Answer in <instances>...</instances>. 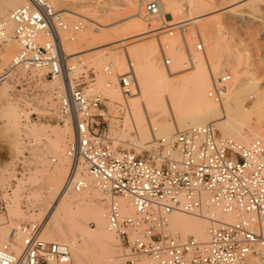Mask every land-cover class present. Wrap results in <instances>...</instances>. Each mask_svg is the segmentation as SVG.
Returning <instances> with one entry per match:
<instances>
[{
  "label": "built area",
  "instance_id": "built-area-1",
  "mask_svg": "<svg viewBox=\"0 0 264 264\" xmlns=\"http://www.w3.org/2000/svg\"><path fill=\"white\" fill-rule=\"evenodd\" d=\"M143 12L157 14L158 1L146 0ZM65 20L51 0H27L10 10L8 21L15 23L11 38L18 48L7 71L38 84L42 77L64 78V93L53 94L60 120L73 127L67 149L70 174L63 186L82 188L84 182L75 178L82 171L97 181L109 197L107 227L121 241L123 264H137L141 257L148 264H250L253 259L264 264V136L243 144L221 137L207 123L157 137L147 150L113 146L98 131L106 119L105 97L88 91V72L69 76L59 31L71 40L83 25ZM8 37L6 21L0 20V49ZM194 48L202 50V42ZM161 54L168 64L163 48ZM110 68L104 71L110 73ZM115 77L123 95L133 92L135 74L129 58L126 71ZM228 80V72H222L208 96L221 100ZM20 115L23 121L25 115ZM120 199L128 200L133 211H124ZM5 212L0 194V215ZM172 212L205 218L206 239L178 237L169 228ZM230 214L234 219L223 218ZM37 229L36 224L13 227L9 240L0 245V264L68 262L69 247L41 239ZM16 230L23 236L18 248L13 244Z\"/></svg>",
  "mask_w": 264,
  "mask_h": 264
},
{
  "label": "bare ground",
  "instance_id": "bare-ground-1",
  "mask_svg": "<svg viewBox=\"0 0 264 264\" xmlns=\"http://www.w3.org/2000/svg\"><path fill=\"white\" fill-rule=\"evenodd\" d=\"M88 1L90 0H51V2L54 4L56 8H58V10L60 11L63 10L62 15L65 17L66 20H68L69 18L67 15L69 12H67V10L75 13L76 11H74L72 8L85 7L86 5H84V3ZM180 1L181 0H163L162 3H164V7L166 9L164 12L165 14H169L170 16L169 17L166 15L162 16L163 14H161V8H160L157 14H153L149 16L150 21L152 22L154 21V19H158L159 15H161L166 23L167 22L170 23L171 20H168V18L170 17L172 18L173 14L182 13L185 12L186 10H190L196 13L194 16H192L193 22H196L200 20L201 17L210 13L211 18L207 19L203 23H200L202 24L201 31L203 33H206L207 31L206 25L209 24V20L217 19V16L215 14V11L217 10L219 11L222 9V11L225 10L234 11L238 8V6L243 4L245 6L247 5L249 7L248 9L251 8L252 10L250 12L254 13L253 11L255 10L254 7H256V5L260 4L264 6V0H236V2H229L230 0H227V4L221 9L219 8L214 9L213 4L209 0H186V3ZM26 2L27 0H0V20L6 21V29L9 35L7 39V43L4 46V53L0 54V70H2L4 66L10 64V61L15 53V52L13 54L11 53L10 55L11 52L10 50H12V48H14V46L17 45L16 42L11 38L12 30L13 27L15 26V23L8 21L9 12L7 10L8 8H11L10 10H12L14 8L24 6ZM237 2H241V3L234 5ZM130 3H131L129 4V7H131L130 9L137 8L136 7L137 0H133ZM160 5L162 6V4ZM6 11L7 13H5ZM85 12L86 11H84V13ZM135 13L132 12L130 14H135ZM137 15H139V17L141 18L143 16L141 14H137ZM84 16H86V13ZM114 17H116V15ZM108 18L109 20H107ZM108 18L106 19L104 17V19L110 21V18H112L111 15ZM132 18L134 19V17H131L129 18V20H131ZM141 18H137L138 20L137 19L132 20V22H129L123 26L122 25L120 26L117 23L119 26L116 28L115 27L113 28L111 26L113 29L109 26H108L109 28L107 26H103L104 23L100 24L99 22L98 26H94L95 24L94 22H88V23L85 22V25H83L82 28H80L78 31L75 32L71 40L67 39L66 33L64 31H59L62 41V48L64 52L69 56L67 58L69 76L73 77L75 73L78 71L79 67H81V64L83 63L95 66L96 68H102V70H104L106 66L110 65L111 72L110 73L105 72L106 79L104 78V75L97 74L98 76L96 78L97 79L96 85L89 88L88 91L91 90L95 91L97 88L100 89L107 87L106 90L107 92L110 93V95L111 93H113V95L115 94V96L113 95L111 96L107 95V96L114 98L117 97L118 99L122 100V95L119 93L120 92L119 89L117 90L115 89V87H113L115 84L113 69L115 68L114 66H116V69L117 66L119 67L118 68L119 70L123 69V67L126 65L125 63L126 60L124 62L125 59L123 57L124 55H119L117 52H110L107 50V48H103V50H98L99 52L97 54L90 56L87 59L81 60V58L78 55L81 51L77 50L75 47L78 48L83 44H86L89 41L94 40L96 37H98V39L101 40L111 38L109 41L101 44L100 46L107 44H114L130 37L132 38L135 36L137 37L139 35H144L150 31H155L156 29L165 26V25L155 26L151 29H146V27L139 28L140 25L144 24ZM108 23H112V22H106L105 24ZM172 23L177 24L176 27L179 28L185 27L187 25V22L183 20L182 21L179 20V22L177 21L171 22L170 24ZM121 33L124 36L120 38H116L117 35L122 36ZM168 34H172V32H169ZM76 35H77V39L74 40ZM190 35L194 36L195 32H190ZM174 43H176L175 39L171 41V47L170 50H168L172 62L167 67H169V69L171 70L176 69L177 67L183 64L182 63L183 56H182V52H180L179 44L175 45ZM168 45H169L168 43H164V47H168ZM209 45H211V47H209V55H208L209 57L206 56V59H204V57L201 54H195L194 56H192L193 59L190 57L192 59L191 70L175 78H171L170 74H172V72L171 71L166 72L164 68L161 66V64L157 60H155L154 58L155 45L152 42L146 44L145 43L136 44L130 47L129 50H127L128 48L126 49L127 56L130 57V55H132V57L135 58L136 60V65L133 67V70L135 74V81L137 84V91L135 93L133 91L132 92V94L134 93L133 96L126 101L128 103V106L130 107L129 115H131V118L133 120L132 121L133 129L136 132L137 137L134 135L132 136L129 133L132 127L130 126L131 122L130 125L129 124L127 125V122L130 120V118L129 115L126 114L124 116L125 117L124 122H126L124 123V125L125 126L127 125L126 128L127 130L120 133H115L114 137L111 138V139H115L113 140L112 143L113 146H118L117 144L121 143L123 145H127V144L129 146L133 145V147H136L137 149L147 148L152 146V141L154 139L152 140L151 137L153 135L155 138L167 137L172 135L176 131L182 130L186 127L199 126L207 123H212L214 127L218 128L220 130L221 137L232 138L243 144H247L249 141H251L254 138L264 136L262 135V132L264 131V101L262 100V97L257 89L258 87L256 80H254L253 77L251 78L248 76L246 77L245 75H243V73L239 72L238 64H233V66L234 65L235 66L234 67L231 66L233 68L229 69L232 70V72L230 73V76L232 75V78L230 79V81L226 83L225 91L222 95L221 100L214 101L211 97L208 96V91L212 87L211 85L212 79L216 77L213 76L212 73L213 74L218 73L220 70H223L222 68L218 71V65L212 64L209 61V58L219 57L217 55L218 54L217 51H215L217 50L216 48L218 46V41L216 39H213L211 42L208 43V46ZM74 48L76 51L74 50L72 52H67L68 50H72ZM104 53H108V55H105ZM77 57L80 58V61L69 62L70 58L76 59ZM224 69L226 68L224 67ZM224 71H228V70L226 69ZM6 72L8 71H3L0 73V82H1L0 96L6 95L8 86L10 85V84L8 85V83L9 81L12 80V76L15 74L12 71L5 74ZM52 80L53 81L50 83L52 94H55L56 96L63 94L65 90L64 78L55 77ZM103 84L104 85L106 84V86L103 87ZM101 90L103 91V89ZM248 100H250L251 102L250 105H247ZM167 105L173 110L174 123L168 120L169 118L167 119L166 117ZM21 113H23L26 116L24 117L26 119L28 116V112H23V111L18 112L16 106L13 105L12 103L9 102L5 106H0V120L3 121L1 131L2 134H4L5 136V140L14 147V151H17V145L14 142V138L18 134V131H20V129H18L19 126L18 124L20 122ZM145 115L147 118H149L150 126L147 125V121L145 120L146 119ZM253 119H255L254 122L257 123L256 125L252 124ZM23 126H24L23 133L28 136H33L34 138L37 139L44 136L46 138H49L48 141L51 139L48 142V143L51 142V144L50 146L47 145L46 150L53 152L57 158L56 163L52 167L48 166L49 168H46L45 166L41 165L45 160L42 159L41 164L36 161L37 165L40 164L41 166L40 168H37L38 170H35L39 173L40 179L38 178L35 180L36 181L41 180L42 182L44 181V184H41L42 186H38V187H42L45 192L44 194L41 195V196L43 195L45 196L41 200L42 203L41 201L40 203L44 205L45 209L49 208L51 210V215H50L51 218L50 220L48 218V220L50 221V224L52 226L47 227L48 224H45L43 228L45 230H43V232L49 233L46 230H48V228L50 227L53 229V230L49 229L50 233L52 232L51 234L54 235L55 233L56 235V232L54 231L56 230L57 232L60 231L58 232V234L64 237L63 236L64 232L61 231L66 229L67 232L64 233L65 235L64 240L65 238L67 239L69 243L68 245H70L69 246L70 251L71 250L73 251L71 253L72 255H74V259L77 261L80 260L79 259L80 252H82L84 248H87L86 247L87 244L88 245L92 244L93 243L92 241L94 240V242L95 241L97 242L96 247L98 246L97 247L98 251L97 250H96L97 252L94 250L93 251L98 254L97 255L96 253L94 254L96 256H94L93 261L91 260L92 264H123V260H122L123 258L120 256L121 254L120 253L115 254L114 250H112V247H114L113 244H116L117 242H113L116 241L114 240V237L112 235L113 232L109 230L107 227V221L105 215H106L108 200L106 201V203L101 201V199L104 197L103 195L106 194L101 189V187L98 186L97 181L92 177L88 176L85 171H82L76 173L75 175V178L77 180H82L84 182V186L82 188H80L79 190H71V189L66 190L63 186L66 178L70 174L71 162L70 165H68V161L66 158L68 156V154H66L67 148L64 149V142L65 140H69L68 144H72L73 142V127L71 123L68 120H66L62 126L61 125L55 126L52 129L48 128L47 125L36 124L34 122H25ZM126 141H128V143H125ZM48 147H50V150L48 149ZM39 156L38 157L41 158L44 155L40 153ZM33 157L35 156L33 155ZM56 158H54V160ZM43 164L45 165V163ZM35 171L33 173H36ZM36 175L33 174V178H37ZM29 179L32 180L31 178ZM38 187L35 188V191L38 190ZM41 190L42 189H40V191ZM40 191H38L39 194ZM106 197L108 198L107 195ZM50 200H52V204H50L48 207L47 203ZM120 200L124 211L126 212L133 211V209L129 205L128 200H124V199H120ZM40 203H38L39 207H40ZM18 208L19 207L11 208L10 209L11 214L17 213L18 215L19 214L18 212H20ZM43 208L40 207L39 209L43 211L44 210ZM40 214L41 213H39V215ZM217 216L220 215H218L217 213ZM87 218L95 221L96 224L95 228H90V230L87 228L86 226ZM223 218L232 220L234 219V215L232 214L224 215ZM63 220L64 223L66 222V224L68 225L67 226L66 224H64L67 227L64 226L63 228V226H61L63 225ZM51 222H53V224ZM168 222H169L170 230L180 238L194 236L198 239L205 240L207 237L206 230H207L208 222L203 217L193 216L182 212H172L168 215ZM16 231L21 237V240L19 236L15 235V239H14L15 243L13 244L15 248H18L22 242L23 236L20 231L18 230ZM8 232H9L8 228L0 227V235L8 237L10 235ZM42 233L40 232L43 238L49 235L45 233V235L47 236H44L43 235L44 233L43 234ZM7 240H9V238ZM67 241L65 240L64 242ZM148 263L149 261L146 258H140L137 261V264H148ZM250 264H260V263L256 259H253L250 261Z\"/></svg>",
  "mask_w": 264,
  "mask_h": 264
},
{
  "label": "rangeland",
  "instance_id": "rangeland-1",
  "mask_svg": "<svg viewBox=\"0 0 264 264\" xmlns=\"http://www.w3.org/2000/svg\"><path fill=\"white\" fill-rule=\"evenodd\" d=\"M132 1L133 0H90L84 3V5H86L85 7L72 8L74 11H76L75 13L67 10V12H69L67 14L69 18L68 20H65V21H67L69 25H71L72 23L81 21L82 25H85V22L86 23L94 22L95 23L94 26H98V23L100 22V24L104 23L103 26H107V27L112 26L113 28L114 27L116 28L119 25L123 26L129 22H132V20L141 18L137 14L143 15L141 19L144 24L140 25L139 28L146 27V29H151L155 26L165 25L164 27H160L156 29L155 31H150L144 35H139L137 37L136 36L132 38L130 37V38H127L125 40L119 41L114 44H107V45L100 46L101 44L109 41L111 38L101 40V39H98V37H96L94 40H91L88 43L83 44L82 46L78 48L75 47L77 50L81 51L78 54L81 60L87 59L88 57L97 54L99 52L98 50H103V48H107V50L110 52H117L119 55H124L123 57L125 58L124 62L126 60L125 62L126 68L124 66L123 69L119 70L118 66H117V69H116V66H114L115 68L113 69V75H114V80H115L114 83H116L115 76L126 71L128 58L133 63V67L136 65L135 58H133L132 55H130V57L127 56L126 49L128 48L127 50H129L130 47L136 44H142V43L146 44V43L152 42L155 45V52H154L155 60H157L161 64V66L164 68L166 72H169V71L172 72V74H170L171 78H175L191 70V64H192L191 61L193 59L192 56H194L195 54H201L204 57V59H206V56L209 55V47H211V45L208 46V43L211 42L213 39H216L218 41V46L216 48L217 50L215 51H217L218 53L217 55L219 57L217 56L218 58L216 57L209 58V61L212 64L218 65V71L222 68L223 70H220L218 73H214V74L212 73V75L216 77L212 79L211 85H213L214 81L218 77L217 75H220L222 71L226 69L228 70L227 72L229 74L228 81H230V79L232 78V75L230 76V73L232 72V70H229V69L235 66V65L233 66V64H238L239 72L243 73V75H245L246 77L247 76L250 78L253 77L254 80H256L257 87H258L257 89L262 97V100L264 101V17H263L264 16V10H263L264 6L260 4L256 5V7H254L255 10L253 9L254 10L253 12L255 14L250 12L252 10L251 8L248 9L249 7L243 4L238 6V8L236 7L238 10L236 9L234 11H231V10L222 11L221 8L227 4V0H209L213 4L214 9L219 8L221 10L215 11L217 19L209 20V24L206 25L207 31L206 33H203L201 31L202 24L200 23H203L207 19H210L211 18L210 13L201 17V19L196 22H193L192 16L196 14L193 11L186 10L185 12H182V13L173 14L172 18L171 17L168 18V20H171V22H176V21L179 22V20L181 21L183 20L187 22V25L185 27L179 28V27H176L177 24L175 23L170 24L171 22L166 23L164 21V18L162 16L166 15L169 17L170 15L165 14L164 12L166 9L164 7V3H162L163 0L162 1L158 0L159 9L161 8V14L163 15L162 16L159 15L158 19H154V21L152 22L150 21L149 15H145L144 12L142 11L143 10L142 6L146 0H137V3H136L137 8L130 9L131 7H129V4H131L130 2ZM181 1L183 3H186V0L185 1L181 0ZM229 2H236V0H230ZM239 3L241 2H237L234 5H237ZM160 4H162V6ZM10 9L11 8H8L7 11L9 12ZM56 9L58 10V8ZM7 11L5 13H7ZM62 11L63 10H61L60 12ZM84 11H86L85 12L86 16H84L85 15ZM132 12L133 13L136 12V13L130 14ZM114 14L116 15V17H114L115 16ZM108 15L109 16L111 15L112 17L110 18V21H107L109 20ZM82 17H84L85 19ZM104 17L108 19L106 20L104 19ZM131 17H134V19L132 18L131 20H129V18ZM105 21L112 22V23L105 24L106 23ZM94 26H91V27H94ZM169 32H172V34H168ZM190 32H195V35L191 36ZM123 36H124L123 34L122 36L117 35L116 38H120ZM76 39H77V35L75 36L74 40ZM173 39H175V42H176L174 43L175 45L179 44L180 52H182V56H183L182 57L183 64L177 67L176 69L171 70L169 69V67H167L172 62L171 61L172 59H171V56L168 50H170L171 41ZM199 41L202 42L203 44L202 50H196L194 48V45ZM164 43H168L169 44L168 47H164ZM10 46H13V45H10ZM75 48L72 50H68L67 52H72L75 50ZM161 48L164 49L165 55L169 58L168 64H166L162 58ZM16 50H17V45L14 46L12 50H10L11 51L10 55L11 53L13 54ZM2 53H4V46L0 49V54ZM104 54L108 55V53H104ZM68 57L69 56H67V58ZM80 58L78 57L76 59L70 58L69 62L80 61ZM8 65L4 66L2 70H0V73L3 71H7ZM224 67L226 69H224ZM101 70L102 68H96L95 66L83 63L81 64V67H79L78 71L75 73L74 76L79 75L80 72H88L89 80L87 81V84H88L87 86L88 88H91L92 86L96 85V80H97L96 78L98 75L101 74V75H104V78L106 77L105 71L104 70L101 71ZM52 81L53 80H51L49 77H42L41 82L38 84L28 79L26 75H23L21 73H15L12 76V80L9 81L8 83V85L9 84L10 85L8 86L6 95L0 96V106H5L7 103L10 102L16 106V109L18 112L19 111L28 112L27 118L26 119L24 118L25 121L24 120L22 121L20 117V122L18 124L19 125L18 129H20V131H18V134L14 138V142L17 145V151H14V147L5 140V136L4 134H2V131H1L3 121L0 120V194H2V196L5 198V201H6V212L0 215V227L8 228L9 230L8 233L10 235L12 233L13 227H20L23 225L36 224L38 228L37 233L39 235L40 232L42 233L43 230H45L43 229L45 224H48L47 227L52 226L49 221L51 218L50 216L51 210L49 208L45 209L44 205L41 204L42 203L41 200L45 196V195L43 196L41 195L44 194L45 192L42 187H38V186H42L41 184H44V181L42 182L41 180L40 181L35 180L38 178L40 179L39 173L35 170H38L37 168H40L41 165L45 166L46 168L52 167L56 163L57 158L53 152L46 150L47 145L50 146L51 144V142L48 143L51 139L48 141L49 138H46L44 136L37 139V138H34L33 136H28L23 133V127H24L23 125L25 122H34L36 124H44V125H47V127L50 129L54 128L55 126L63 125L64 121H61L59 115L57 114V102L50 88V83ZM104 86H106V84L105 85L103 84V87ZM113 87H115V89L118 90L115 84ZM106 88H100V89L97 88L98 90L95 88L96 89L95 91H99V92L101 91L102 95L105 97L103 103L106 105V119L104 123L101 126H99L98 131L99 132L101 131L104 134V136L109 140V142L113 143V140L115 139H111V138L114 137L115 133L126 131L127 125L128 124L130 125V122H131L130 126L133 129V123H132L133 120L131 118V115H129L130 107L128 106V103L126 100L132 97L133 94L137 91V84L135 81V89L133 90L134 93L133 94L131 93V95L130 94L123 95L120 90H119L120 92L118 91L122 95V100L118 99L117 97H115L116 99L114 97H110L111 95H113V93H111L110 95V93L107 92ZM101 89H103V91ZM108 89H109V86H108ZM91 91H94V90H91ZM104 91H105V94H104ZM107 95H110V96H107ZM113 96H115V94ZM250 104L251 102L250 100H248L247 105H250ZM166 108H167V111H166L167 119L169 118L168 120L174 123L173 110L168 105ZM126 114L129 115L130 120L128 121L129 123L127 122V125L125 126L124 123L126 122H124L125 121L124 116ZM145 118H146L145 120L147 121V125L150 126L149 118H147L146 115H145ZM254 121L255 119H253L252 124L256 125L257 123ZM132 129L129 131L130 135L136 136L137 135L136 132L134 131V129L133 130ZM215 129L217 130V133L220 134V130L216 127ZM262 135H264V131L262 132ZM23 137L26 140H23ZM151 138L152 140L155 139L154 135ZM68 141L69 140H65L64 149L65 148L68 149V145H69ZM125 143H128V141H126ZM117 145L121 147H125V148H135L133 147V145L129 146L128 144H127L128 146L123 145L121 143ZM150 147L139 148V149L147 150ZM48 149L50 150V147H48ZM40 153L44 155L41 158H39ZM33 155L35 157H33ZM68 157L69 156H67L66 158L68 161V165H70V160H69L70 157L69 158ZM54 158L56 159L52 161L51 159H54ZM42 159L45 160L43 161L45 165L41 162ZM36 161L42 164L37 165ZM34 171L36 173H33ZM33 174L34 175L37 174L36 175L37 178H33ZM29 178H31L32 180H30ZM36 187H38L37 191H35ZM40 189L42 190L40 191ZM38 191H40V194ZM103 196L104 197L101 199V201L106 203V201L109 200L108 199L109 197L107 198L106 195H103ZM38 203H40V207L41 208L44 207L43 209L46 211L40 210ZM47 204H48L47 206L49 207V205L52 204V200L48 201ZM13 207H16V208L19 207L18 210L20 212H18L19 213L18 215L17 213L11 214L10 209ZM35 207H38V208H35ZM39 213L41 214L39 215ZM37 214L39 215V217ZM42 214H43V217H42ZM14 215H17V216H14ZM88 219L89 218H87V221H86L87 228L89 230L90 228H95L96 227L95 221L91 219L88 220ZM51 223L53 224V222ZM64 224H66V222L64 223V220H63V225L61 226H63V228L64 226L65 227L68 226L67 224H66L67 226ZM50 227L48 228V230H46L49 233L45 232L46 234H49L48 236L45 235L44 232H43L44 234L42 233L44 236H47V237L43 238L41 234L39 235V237L45 240L59 241V242L65 243L69 247L70 245H68L69 243L66 238L65 240L67 242H64L65 241L64 233L67 232L66 229L64 230L62 229L63 231L61 232H64L63 233L64 237H62L60 234H58V232L60 231L57 232L56 230H54L56 232V235L54 231H53L54 235L51 234L52 232L50 233V230L52 228ZM15 235L19 236L17 231ZM112 235L114 237V240H116L113 242H117L116 244H113L114 247H112V250H114L115 254L120 253L121 241L120 239H118V237L114 233H112ZM6 237L7 236L0 235V245L7 241L8 237L7 238ZM20 240H21V237H20ZM92 242H93L92 244H89V245L87 244L86 246L87 248H84L85 250L81 249L82 252L79 251L80 252L79 261L74 259V255H72L71 253L73 251L72 250L70 251V247H69L70 258L68 262L59 263V262L52 261L49 264H90L93 261L94 256L98 254L96 253L98 251L97 250L98 246L96 247L97 242L96 241L94 242V240ZM93 250L94 251L97 250V251L94 252ZM95 253L96 255H94ZM141 258H145V257H141Z\"/></svg>",
  "mask_w": 264,
  "mask_h": 264
}]
</instances>
